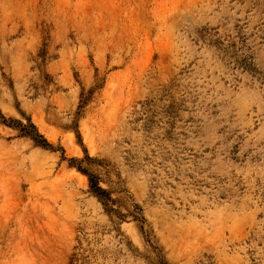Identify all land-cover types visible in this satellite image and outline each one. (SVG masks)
Here are the masks:
<instances>
[{
  "label": "rangeland",
  "instance_id": "obj_1",
  "mask_svg": "<svg viewBox=\"0 0 264 264\" xmlns=\"http://www.w3.org/2000/svg\"><path fill=\"white\" fill-rule=\"evenodd\" d=\"M2 114L0 264H264V0H0Z\"/></svg>",
  "mask_w": 264,
  "mask_h": 264
},
{
  "label": "trees",
  "instance_id": "obj_2",
  "mask_svg": "<svg viewBox=\"0 0 264 264\" xmlns=\"http://www.w3.org/2000/svg\"><path fill=\"white\" fill-rule=\"evenodd\" d=\"M3 119L0 120V123H4L5 125L9 127H13L14 129L19 130L21 136H27L30 137L32 140H34L36 145L42 146V147H51L52 144L49 142V140L44 136L43 133L40 132L37 125L31 120L28 119L29 123L24 124L19 119L13 118V123L8 122L7 118L5 116H1ZM86 152V151H85ZM80 161L79 164H76V161ZM100 159L96 157L90 156L87 152L84 158L77 159L72 158L71 164L76 166L77 170L83 173L88 177L89 181V187L91 193L97 197L99 202L102 204L104 211L109 216L111 221L115 223H122L125 221H128L129 216L133 220H143L144 217L142 215V207L138 203H132V209L128 210L127 213L122 211L123 204L120 203L117 198L113 196V191L111 189H108L102 185V178L100 174L91 171L89 167L84 166L82 163L86 162L90 165L92 162H98ZM73 162V163H72ZM75 256L73 255L71 259V264H76L75 262ZM159 264H170L166 259L160 258Z\"/></svg>",
  "mask_w": 264,
  "mask_h": 264
}]
</instances>
